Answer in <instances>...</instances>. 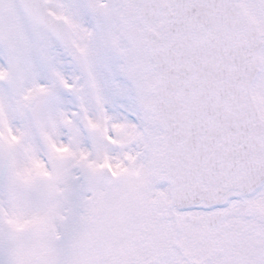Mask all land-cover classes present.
<instances>
[{"label": "snow or ice", "instance_id": "6c2138e0", "mask_svg": "<svg viewBox=\"0 0 264 264\" xmlns=\"http://www.w3.org/2000/svg\"><path fill=\"white\" fill-rule=\"evenodd\" d=\"M0 264H264V0H0Z\"/></svg>", "mask_w": 264, "mask_h": 264}]
</instances>
